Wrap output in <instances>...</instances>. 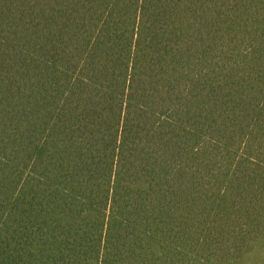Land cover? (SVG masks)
<instances>
[{
    "label": "trees",
    "instance_id": "1",
    "mask_svg": "<svg viewBox=\"0 0 264 264\" xmlns=\"http://www.w3.org/2000/svg\"><path fill=\"white\" fill-rule=\"evenodd\" d=\"M0 264H264V0H0Z\"/></svg>",
    "mask_w": 264,
    "mask_h": 264
}]
</instances>
